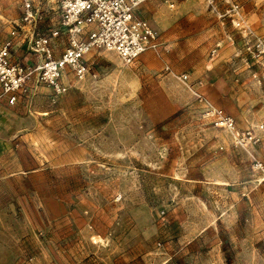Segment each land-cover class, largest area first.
<instances>
[{
  "label": "rangeland",
  "instance_id": "1",
  "mask_svg": "<svg viewBox=\"0 0 264 264\" xmlns=\"http://www.w3.org/2000/svg\"><path fill=\"white\" fill-rule=\"evenodd\" d=\"M22 1L0 0V43L27 65ZM135 13L158 50L124 64L98 49L65 92L30 79L0 98V241L12 264H264V0Z\"/></svg>",
  "mask_w": 264,
  "mask_h": 264
},
{
  "label": "built area",
  "instance_id": "2",
  "mask_svg": "<svg viewBox=\"0 0 264 264\" xmlns=\"http://www.w3.org/2000/svg\"><path fill=\"white\" fill-rule=\"evenodd\" d=\"M142 1L52 0V7L42 12L35 7L34 0H23L20 23H16L11 35L13 39H27V51L35 56L36 62L23 65L11 61V42L0 43V98L15 103L30 79L46 85L55 94L63 93L68 89L66 74L82 79L89 69L87 55L98 49L114 52L124 64L147 50H158L159 33L135 13ZM40 21L46 22L45 29L40 28ZM58 36L66 38V45L55 55L50 41ZM175 76L188 84L186 73ZM214 112L226 127L234 128L230 117L220 110Z\"/></svg>",
  "mask_w": 264,
  "mask_h": 264
},
{
  "label": "crops",
  "instance_id": "3",
  "mask_svg": "<svg viewBox=\"0 0 264 264\" xmlns=\"http://www.w3.org/2000/svg\"><path fill=\"white\" fill-rule=\"evenodd\" d=\"M46 5L48 7H52L53 3L46 2ZM13 251L14 250L10 243L0 241V264H12L13 262H17V255H15V252L13 253Z\"/></svg>",
  "mask_w": 264,
  "mask_h": 264
}]
</instances>
